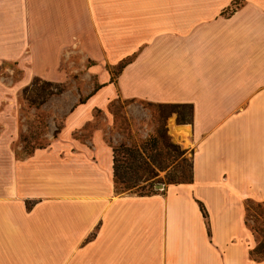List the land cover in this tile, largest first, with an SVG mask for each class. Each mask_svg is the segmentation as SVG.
Masks as SVG:
<instances>
[{
	"label": "crops",
	"instance_id": "crops-1",
	"mask_svg": "<svg viewBox=\"0 0 264 264\" xmlns=\"http://www.w3.org/2000/svg\"><path fill=\"white\" fill-rule=\"evenodd\" d=\"M69 50L127 64L51 147L0 167V264H264L245 219L264 204V0H0V60ZM118 98L191 106L190 134L172 130L189 183L116 193L104 134H71Z\"/></svg>",
	"mask_w": 264,
	"mask_h": 264
},
{
	"label": "rangeland",
	"instance_id": "rangeland-1",
	"mask_svg": "<svg viewBox=\"0 0 264 264\" xmlns=\"http://www.w3.org/2000/svg\"><path fill=\"white\" fill-rule=\"evenodd\" d=\"M122 63L109 66L105 61H92L81 50H69L57 61L0 60V167L5 170L34 151L51 147L70 113L100 88L101 74L106 71L114 81ZM80 112L87 119L72 132L74 139L86 143L94 131H100L111 149L123 145L138 151L139 164L144 163L150 172L139 174L142 179L133 190L114 184L116 193H153L162 190L159 185L190 179L191 153L177 143L183 136L172 134L173 128L188 135L190 130L182 128L177 114L165 105L118 98ZM177 112L189 116L190 111ZM245 211L256 241L253 257L259 260L264 258V204L247 201Z\"/></svg>",
	"mask_w": 264,
	"mask_h": 264
},
{
	"label": "trees",
	"instance_id": "trees-1",
	"mask_svg": "<svg viewBox=\"0 0 264 264\" xmlns=\"http://www.w3.org/2000/svg\"><path fill=\"white\" fill-rule=\"evenodd\" d=\"M127 62H123L119 66V73L120 71L125 67ZM118 73V74H119ZM167 108H169L172 112H175L177 114V121L179 124H186L190 122L191 119V106L189 105H165ZM188 109L189 116H187L183 112H177L180 110ZM183 128V127H182ZM185 128V127H184ZM122 158H125L124 160ZM122 159V160H121ZM140 155L138 151L134 149H128L123 145H120L116 148L112 149V162H113V178H114V184L116 185H122L121 189L125 191L133 190L137 187V183L140 182L142 177L139 176V174H148L149 171H147V168H144L143 164H139ZM126 162V163H125ZM130 163V164H127ZM126 164V165H124ZM192 179V175L190 176V179L184 182H176V183H170V184H179V183H189ZM145 181H148V179H145ZM151 185L150 187H152ZM158 191V190H157ZM152 194L150 193H136V195L139 196H147ZM200 210L205 217V211L202 206H200ZM256 251H252V255L255 254Z\"/></svg>",
	"mask_w": 264,
	"mask_h": 264
},
{
	"label": "water",
	"instance_id": "water-1",
	"mask_svg": "<svg viewBox=\"0 0 264 264\" xmlns=\"http://www.w3.org/2000/svg\"><path fill=\"white\" fill-rule=\"evenodd\" d=\"M159 189H162L163 188V186L162 185H159V186H157Z\"/></svg>",
	"mask_w": 264,
	"mask_h": 264
}]
</instances>
